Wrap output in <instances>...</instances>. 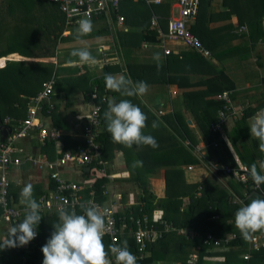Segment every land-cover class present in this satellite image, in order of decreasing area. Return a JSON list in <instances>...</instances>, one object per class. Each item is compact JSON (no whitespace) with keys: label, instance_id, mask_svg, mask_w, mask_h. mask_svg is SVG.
I'll return each mask as SVG.
<instances>
[{"label":"crops","instance_id":"crops-1","mask_svg":"<svg viewBox=\"0 0 264 264\" xmlns=\"http://www.w3.org/2000/svg\"><path fill=\"white\" fill-rule=\"evenodd\" d=\"M123 1L120 2L118 11L110 10L107 15L87 20L91 24L96 23L100 28L99 21L106 19L114 28V40L103 38L100 40H69L72 37L71 33H77L69 28L81 26V24L68 21L61 4L51 0H48L50 4L43 9L45 23L58 21L56 34H59L54 40L28 39L26 37L28 31L22 33L21 29L19 35L10 38L15 40L14 42L30 40L33 44L30 43L27 48L25 43L18 46L16 44V48L8 50L16 51V53L6 57L19 56L21 58L15 60L22 62L21 64H10L16 61L8 63L6 57L1 58L5 59L2 60L5 65H0V69L9 64L8 67L12 66V70L19 77L7 84L8 89L13 91L15 93L13 96L17 98L12 102L13 106L5 105L4 102V105L0 103V109L2 108L0 145L2 144L1 126H5L7 131L12 132L26 120L29 114V99L41 92L43 83L51 82L55 76L53 95L51 96L55 108L50 113L45 110L41 111L40 119L45 127L58 133V139L43 140L39 135L38 128L32 130L25 139L19 140L16 144L21 150L17 154L21 159V164L11 166L8 170L10 187L7 199L9 198L10 206L22 211L21 220L25 217V208L20 204L22 188L27 183H32L34 197L38 203L43 195L54 189L55 182L51 178V174L55 169L50 165L57 163L66 153L81 148L80 146L84 143L83 129L95 104L102 106V133L98 143L103 147L104 169L109 175V178L96 177L97 183L105 181L104 184L108 191V196H104L102 204L106 206L115 204L120 212L131 207L132 211L138 215L143 189L138 183L141 180L136 179L134 175V170L146 165V157L143 158L142 149H137L141 146L134 145L132 148H127L114 143L110 133L106 131L103 114L109 101L119 102L121 99H129L133 102L138 98L141 99L142 96L124 97L118 92L107 89L104 77L108 73L124 75L130 77L134 83L144 81L148 85V91L142 98L149 110L146 114L148 120L144 132L155 139L165 138V148L161 152H166L165 157L160 159L161 162L166 161V163L162 164L160 168L157 167L158 171L155 174H150L144 179L150 192L156 196V201L167 198L166 170L168 169L178 170V180L185 186H197L194 193L195 199L211 196L216 201L220 196L226 195L230 196L233 204L243 206L245 201L250 202L252 194L256 193H250L251 189L236 183L226 174L213 172V165L250 170L253 163H256L259 168V164L264 162V152L260 150V142L251 136L250 131V125L253 123L251 118L264 110V38L253 40V36H256L257 33L264 34V19L261 21L258 31L252 20L253 15L260 11L256 12L252 0H213L208 11L202 10L204 12L202 16L199 12L203 40L191 29V33L199 38L205 53L185 45L182 41H170L161 36L162 32H167L169 19L178 14L177 6L180 0L174 4L172 16H167L164 11L154 10L155 7L162 6L164 1L160 4H147L143 0H130L125 3ZM123 4L128 7L129 14L120 13ZM260 10L264 12V6L260 7ZM58 12L62 16L61 21L57 20ZM21 14L23 15V13ZM34 14L35 12L32 15ZM116 14L123 17L122 23ZM199 15L197 18L200 17ZM145 20L149 22V31L158 35L156 41L144 40L142 33V38L137 40L134 35L127 36L133 34L132 26H141L145 29L146 27L142 25ZM133 21L135 22L132 23ZM240 26L246 28L243 34L237 32ZM61 37L63 40H59ZM4 38L6 40V37ZM164 45L171 50V55L165 54ZM85 48L96 57V64L81 63L78 57L71 56L73 50ZM41 49L42 52H38ZM98 49H102V51L98 52ZM38 59H42L41 66L34 62ZM191 69H196L199 74L191 76ZM222 72L231 81V90L230 83L222 81L221 85L220 74ZM37 75L41 77L36 81L34 78ZM210 80L218 81V88L223 86L230 90L214 95L213 98L219 101L222 107L217 110V120L213 123L219 121L220 114L226 106L220 99L224 93L229 94L235 108L234 113H236L232 115L230 109L227 121L220 130L219 138L213 141L220 142V146L217 148L214 147L213 142H207L195 123L196 117L200 116L201 110L203 111L202 107L206 103L203 99L208 97L205 94V89L206 83ZM188 81L191 83H187ZM95 94L98 95V99H95ZM7 118L10 120L9 125L5 123ZM244 119L245 122L239 123ZM153 121L158 124L155 129L152 128ZM188 121H191L192 124L189 125ZM107 139L109 140L105 143ZM104 145L108 151L107 148L104 150ZM190 145L193 147L191 152L196 159L195 163L186 162V149L190 150ZM195 147L199 149V152L194 150ZM177 153H180L181 156H176ZM106 155H110V157L107 158ZM176 157L180 158V161L177 162ZM135 161L142 162V164L133 168L132 165ZM151 163L148 166H157L155 163ZM190 167L192 169H189ZM87 168L70 163L59 166L57 170L62 177L87 185L90 179L94 180L91 178L93 176L92 169L89 167V171ZM207 180H210L212 185L211 183L207 184ZM175 196L181 202V208H177L179 213L176 216L177 221L179 217H183L184 211L189 209L192 199L183 194ZM84 199L89 200L90 196L86 193ZM76 211L81 213L80 209ZM146 211L150 219L148 226L154 229H162L161 223L165 222L178 231L195 232L196 237L199 235L200 238L208 234H212L215 238L237 236L231 246L216 249L213 245H207L214 248L209 252L213 254H205L202 257V262L264 264V249L252 250L251 258L245 260L243 256L247 253L248 247L241 250L233 246L234 242L242 238L239 229L235 227L234 215L228 219L229 223L224 225V230L219 228L218 234L206 232L203 233L205 234L203 236L199 230L192 226L181 224L178 226L177 222L167 219L163 215L165 210L161 208L153 209L152 212L147 209ZM41 215L43 218L36 229L38 237L28 245L0 250V264H43L42 247L54 231L53 223L58 222V212H41ZM219 219V214H212V221ZM13 225L14 223L6 221L0 222V242L6 238ZM256 234H264V232H257L253 235ZM104 240H108L109 244L107 245H113L108 237H105ZM162 240L150 245L144 259L137 260V263L146 264L151 256L153 246ZM126 242L130 251L136 256L135 240L126 236ZM197 254L200 259V253ZM110 260L115 264V257L111 253Z\"/></svg>","mask_w":264,"mask_h":264},{"label":"built area","instance_id":"built-area-1","mask_svg":"<svg viewBox=\"0 0 264 264\" xmlns=\"http://www.w3.org/2000/svg\"><path fill=\"white\" fill-rule=\"evenodd\" d=\"M61 4L62 10L66 14L68 21L82 24L85 20L107 15L110 10L118 11L120 2L122 0H51ZM147 4H160L164 0H143ZM201 7V0H180L177 9L178 14L168 21L167 32H162L161 36L170 41H182L185 45L191 46L201 52L202 45L198 37L191 33V26L196 21ZM117 15V14H116ZM121 23L123 17L117 15ZM241 31H246L243 27ZM165 54L171 55V50L167 49L164 45ZM206 53V52H205ZM55 84V76L49 83H43V90L36 96L30 98L29 114L26 120L21 122L8 136V138L0 145V222L6 221L11 224H18L21 221L22 211L17 210L10 206L8 190L10 181L8 178V170L11 166H18L21 164L20 157L17 156L21 150L16 146L17 142L25 139L28 134L35 129H39V135L43 140H56L58 133L54 130H49L45 127L40 119V112L45 110L50 113L55 104L51 99L53 95V87ZM95 99L98 95L95 94ZM220 99L226 104L220 114V119L217 123H212L210 131L213 134H218L221 126L226 123L228 113L232 110V115H235V108L232 105L229 94L224 93ZM230 104V105H228ZM102 106L95 104L88 117L87 124L84 126L82 137L84 143L81 148L74 152L66 153L62 156L57 163L50 165L55 170L51 174V178L55 182V187L50 193L43 195L40 199L41 212H58L61 207L68 210H79V204L86 201L93 202L97 207H100L105 215V221L108 229L104 236L108 237L113 245H122L126 241V236L132 237L136 242L135 252L137 260H143L150 245L165 238L166 235L173 232L179 236L186 237V239H194L195 232H187L185 230H177L172 225L162 222V229H154L149 227V216L146 209L141 203L139 206L138 215H136L131 207L124 212L118 211L115 204L106 206L98 199L97 180L98 178H109L104 169V161L100 157L101 151L98 143L102 133L101 121ZM7 118L5 123L9 125ZM217 148V144H214ZM75 164L81 167L92 166L96 169L92 173L94 180L90 179L87 185L74 182L69 178L62 177L57 168L68 164ZM189 169H192L190 167ZM213 169H218L224 174L228 175L236 183L245 188H250L254 192L264 195L261 185L257 186L250 174L249 170L237 169L229 166L213 165ZM114 178V176H111ZM102 195L108 196L107 187L102 185ZM90 196L89 200H85L84 196ZM118 211V212H117ZM199 236V235H198ZM197 236V237H198ZM38 237V235H37ZM36 237V238H37ZM35 238V239H36ZM237 239L236 235L231 238L224 236L223 238H215L212 234H208L204 238L205 245H213L216 249L224 248L230 244L232 240ZM264 249V234L252 235L248 242L247 253L243 256L245 260L251 258L252 250ZM189 264H199V256L194 253L188 260ZM138 264V263H137Z\"/></svg>","mask_w":264,"mask_h":264},{"label":"clouds","instance_id":"clouds-1","mask_svg":"<svg viewBox=\"0 0 264 264\" xmlns=\"http://www.w3.org/2000/svg\"><path fill=\"white\" fill-rule=\"evenodd\" d=\"M92 30L90 21H83L77 36L88 34ZM98 52L102 49H98ZM71 56L78 57L81 63L96 64V57L88 49H75ZM158 58V57H157ZM107 89L118 92L121 96H143L148 91L144 81L133 82L130 77L108 73L104 77ZM106 131L112 141L127 148L150 146L158 148L156 139L145 134L148 117L138 105L129 99L119 102L109 101L104 111ZM251 136L259 140V147L264 152V110L251 118ZM158 127L153 121L152 128ZM142 162H133L135 168ZM264 162L250 166L249 174L257 185H264ZM264 192V191H261ZM20 204L25 208V217L14 224L6 238L0 242V250L28 245L37 237L38 225L42 220L41 204L34 197L32 183H27L20 192ZM81 213L75 209L61 207L58 222L53 223L54 231L42 247L43 264H112L110 253L115 257V264H137V257L130 251L127 242L122 245H105L104 236L108 229L105 215L100 207L86 201L79 204ZM235 227L239 229L244 240L248 241L257 232H264V198L253 196L250 202L235 212Z\"/></svg>","mask_w":264,"mask_h":264},{"label":"trees","instance_id":"trees-1","mask_svg":"<svg viewBox=\"0 0 264 264\" xmlns=\"http://www.w3.org/2000/svg\"><path fill=\"white\" fill-rule=\"evenodd\" d=\"M0 1H1V6H0L1 11L3 7L5 8V10L1 12L2 15L5 16V18L1 19L0 21L1 28L4 33L5 32L10 33L11 28L13 29L14 27H17L18 25H20V22H17L18 19L16 20L14 19L15 16L19 18L18 16L21 13H23V16H21L20 20L28 21L29 17L27 18V14L29 13L26 10H23L22 8L24 5H26V0H0ZM34 1H37L39 6L43 8L49 4L48 0H34ZM212 1L213 0H201V7H200L201 16L202 14H204L202 10L208 11V9H210L212 5ZM125 2H130V0H124L123 3ZM252 4L256 8V12L257 10L260 11L258 14L256 13L255 15H253V18H252V20L255 22V26L257 27V31H258L259 30L258 28H260V23L264 19V12H261L260 10V7L264 6V0H252ZM24 8L27 9L26 7ZM5 11H8V13H6ZM34 16L35 14L33 15V18ZM201 16L197 18L196 23L192 26L191 29L195 35H198L201 38V40H203V37L201 35L202 30H201V25H200ZM134 22L135 21H133L132 23ZM142 25L146 27L142 31L143 39L147 40L148 42L156 41V38L158 35L155 34L153 31H149V27H150L149 22L145 20L144 24ZM242 28L243 27L241 26L238 28L237 32L239 34L244 33V31H241ZM18 29L19 31L16 34H20L21 27H19ZM1 34L2 33L0 32V35ZM262 38H264V34L257 33L256 36H253V40H261ZM5 43H6V40L4 41V45L0 47V49L3 48L2 50H0V59L3 57H6L7 55L16 53V51H11V50L8 51L11 48H16V44H17L16 42H14L8 47L7 46L5 47ZM12 57L14 59H17L15 58L16 56H12ZM2 60L4 59H1V61ZM13 63L21 64L22 62H11L10 64H13ZM8 65H6L5 68L0 69V103L3 104L4 102L5 105H9L12 107L13 106L12 102H14L17 98L16 96H13L15 93L13 91H10V89H8L7 84L12 83L11 80H14L15 78L19 76H16L17 73H15V71L12 70L11 68L12 66L8 67ZM220 75H221V79L220 78L218 79H220L221 85L223 84L222 81H226L230 83V90H231L232 83L229 80V78H227L223 72ZM40 77H41L40 75H37L35 76L34 79L37 81V79H39ZM217 82L218 81L210 80L206 83L207 87L205 89V94L208 95V97L203 99L206 103L202 107L203 111L201 110L200 116L196 117V122H195L196 127L200 130V132L203 134V136L209 143L218 139L221 133L219 132L218 134H213L210 131L211 123L217 120L216 119L217 110L222 107L221 103L215 100L213 97L214 95H217L224 91H230V90H227V87L221 86L218 88ZM0 113L2 114V108L0 109ZM240 121L241 122L239 123H242V122H245L246 120L244 119ZM185 126L187 127V124H185ZM223 126L224 125H222L221 128H223ZM164 139L165 138H161V137L156 139L159 147L155 149H153L150 146L137 147V149H142L141 154H144L143 158L146 157V159L144 158L146 160V165L140 168H136L134 170L135 171L134 175L136 179L141 180L138 183L143 189V193L141 195V203L145 206L147 210H149V212H152L153 209H157V208H161L165 210L164 211L165 213L163 215L167 219L177 222L178 226H181V225L192 226L196 230H199L201 232L200 234L203 236H205V234L203 233H206V232H213L215 234H218L219 228H221L222 230L224 228V225L229 223L228 219L232 218L233 215L235 216V212L240 207H242V206H237L233 204L231 202L230 196H226V195L220 196L218 199H216V201L215 199H212L211 196L195 199L196 197H194V193L197 190V186H194V187L185 186L181 181L178 180L179 171L174 170V169L166 170L167 191H168L166 199L156 201V196L150 192V190L148 189V185L144 182V179L149 177L150 174H155V172L158 171V168H160L162 164L166 163V161L161 162L160 160L162 157H165V154H166V152H161V150L165 148ZM108 140L109 139H107L105 143H107ZM215 143L217 144V147L220 146V142L215 141L213 142V145ZM106 148L107 147H105L104 145V150H106ZM102 149L103 147L100 146V151H101L100 157L103 159ZM191 150H193L192 146H190V150L186 149V153H187L186 162L195 163L196 159L193 156ZM107 151H108V148H107ZM176 156L180 157L181 154L177 153ZM106 157L108 158L110 157V155L108 156L106 155ZM150 161L155 163L157 166L156 167L148 166V164L151 163ZM176 161L177 162L180 161V158L177 159L176 157ZM234 166L236 167L235 162H234ZM237 169L248 170L246 168H237ZM94 171H96V169L92 168L91 172L93 173ZM104 182L105 181L98 182L96 186L97 191H98V199L101 202L104 200V196L102 195L103 193L101 189ZM261 187H262V190L264 191V185H261ZM171 192H173L174 195H172ZM253 192H254L253 190L252 192L250 191V193H253ZM175 194H179V195L183 194L185 196H190L191 199L193 200V201L191 200V205L189 206V209L188 210L186 209L184 211L183 217H179L177 221H176L177 219L176 216L179 214L177 208H180L181 202L177 199V197H173V198H176V201L173 203H170V199L172 198V196H175ZM254 194L255 193H253L252 196H257L256 194L255 195ZM246 203H248V201H245V204ZM214 213L220 215V219L218 221L211 220L212 214ZM204 238L205 237H201V238L195 237L194 239H186V237L179 236L176 233H169L168 236L164 240H162L160 243L153 246L151 253H150L151 256L147 260L146 264L165 263V262L174 263V264H189L188 260L190 256L194 253H200L199 264H211V262H205V261L202 262V257L205 254L212 255L213 253L212 252L209 253V252L211 250H214V248H211L210 246L205 245ZM104 243L105 245L109 244L108 240H104ZM233 246L238 247L241 250H245L248 247V241L244 239L242 240V238H240L238 241L233 243Z\"/></svg>","mask_w":264,"mask_h":264},{"label":"rangeland","instance_id":"rangeland-1","mask_svg":"<svg viewBox=\"0 0 264 264\" xmlns=\"http://www.w3.org/2000/svg\"><path fill=\"white\" fill-rule=\"evenodd\" d=\"M177 2H178V0H164V4L162 6L155 7L154 10L157 12L164 11L165 12L164 14H166L167 16H172L173 12H174V4H176ZM0 6H1V1H0ZM24 7H26L27 9H25ZM48 7H50V6H48ZM22 8H23V10H26L29 13V14H27V18L29 17L28 18L29 21H25V22L21 23V21L19 19L21 18V16H23L22 14H20L21 16H18L19 18H17L15 16L14 19L15 20L18 19L17 22H20V25H18V26L21 27L22 33L28 31L26 34V37L28 39L32 38V40H54V38H56V36L59 34V33L56 34V30H57L56 28L58 26V21L54 22V23H50V22L45 23L44 22V9H43V7L39 6L37 1L26 0V5H24ZM4 10H5V8L3 7L2 11H4ZM2 11H1V7H0V21H1V19L5 18V16L2 15V13H1ZM5 12L8 13V11H5ZM34 12H35V16L33 18L32 14ZM120 13L129 14L128 7L125 4H123L121 6ZM61 18H62V16L58 12L57 13V20L61 21ZM18 26L14 27L13 29L11 28L10 33L9 32L4 33L2 31L1 22H0V32L2 33L0 35V37H1L0 47H2L4 45L5 38H3V37H6L5 47L6 46L8 47L11 44H13V42L15 40H13V39L11 40L10 38H11V36L19 35V34H16L19 31ZM98 26L100 28L97 27L96 23H92V30L90 31V33H88L86 35L79 36V37L77 36V33H78V30L80 29V26L71 27V28L68 27L69 29H71V31H77V33H74V32L71 33L72 37L69 38V40H100L101 38H103L105 40L106 39L107 40H114L113 39V33L115 32L113 30L114 28L111 27V25L108 23V21L106 19H101L99 21ZM131 30H132L133 34H128L127 36L134 35L136 37L135 38L136 40L142 38L141 33L144 29L141 26H132ZM100 31H102V32H100ZM59 40H63V38L61 37ZM121 40H124V39H121ZM16 42H17V46L19 44L25 43L26 48L29 46L30 43L33 44L32 41H30V40H16ZM2 49H0V50H2ZM38 52H42V49L38 50ZM6 58L8 59V61H7L8 63L10 61H16L13 57H6ZM15 58L18 59L21 57L16 56ZM34 62H36L37 65L41 66L40 64L42 62V59L35 60ZM0 65L4 66L5 63H2V61L0 60ZM190 73H191V76H196L199 74V72L196 69H191ZM187 83H191V82L188 81ZM143 96L141 97V99L138 98L135 101H133V103L138 105L139 107H141V109L144 111V113L147 114L149 110L143 102V99H142ZM152 96H149V98H152ZM190 146H192V145H190ZM194 150L196 152H199V149L196 147L194 148ZM213 172H217L218 174L223 173L222 171H219L218 169H214ZM206 183L210 184L211 181L207 180ZM211 185H212V183H211ZM202 187H204V186H202ZM171 194L174 195L173 192H171ZM175 195H179V194H175ZM173 197H177V196H172V198L170 199V203H173L176 201V198H173ZM180 206H181V204H180ZM232 236H230L229 238H231ZM233 241H235V240H232L230 242L229 246H231V243Z\"/></svg>","mask_w":264,"mask_h":264},{"label":"water","instance_id":"water-1","mask_svg":"<svg viewBox=\"0 0 264 264\" xmlns=\"http://www.w3.org/2000/svg\"><path fill=\"white\" fill-rule=\"evenodd\" d=\"M0 124H2L1 119H0ZM188 124L191 125L192 122L191 121H188ZM10 132L7 131V128L5 126H1V143H3L6 140V138L8 137V135H9ZM87 169L90 171V168L89 167ZM255 194L264 197V195L261 194V193L256 192Z\"/></svg>","mask_w":264,"mask_h":264}]
</instances>
